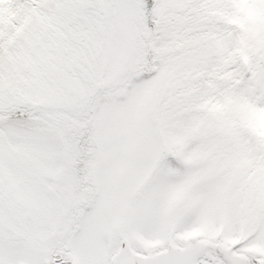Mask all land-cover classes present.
Segmentation results:
<instances>
[{
    "label": "snow or ice",
    "instance_id": "6c2138e0",
    "mask_svg": "<svg viewBox=\"0 0 264 264\" xmlns=\"http://www.w3.org/2000/svg\"><path fill=\"white\" fill-rule=\"evenodd\" d=\"M0 264H264V0H0Z\"/></svg>",
    "mask_w": 264,
    "mask_h": 264
}]
</instances>
